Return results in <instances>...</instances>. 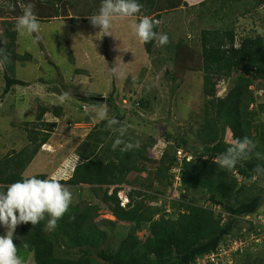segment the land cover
Instances as JSON below:
<instances>
[{"label":"trees","instance_id":"obj_1","mask_svg":"<svg viewBox=\"0 0 264 264\" xmlns=\"http://www.w3.org/2000/svg\"><path fill=\"white\" fill-rule=\"evenodd\" d=\"M145 2L152 4L154 0H139L142 6L140 12ZM239 2L244 6L249 3L241 16L255 13L257 8L264 6V0H202L194 5L183 0H167L169 8H176L184 3L187 6L186 16L194 17L196 14L200 20L207 19V22L200 21L196 25L201 26L196 27L199 30V42L182 38L184 40L180 39L175 43L170 55L174 66L171 71L165 72L173 80L180 82L190 70L203 72L205 103L203 122L198 132L202 137L200 145L192 144L185 134H167L166 142H177L174 146L175 153L165 151L158 160L147 156L150 143L143 148L123 150L119 146L115 150L111 146L113 143H108L113 132L105 120L100 129L98 127L90 133L92 143L88 151L79 153L81 162L73 168L67 179L59 180L70 187L88 185L117 220L132 224L118 247H103L109 242L110 233L95 222L99 208L96 205L87 204L83 207L77 204L69 206L67 212L57 220L53 231L45 228L47 217L34 226L31 222L17 225L13 243L17 246L23 263L32 255L35 264H98L93 256L95 252L106 264H201L205 257L218 254L229 242L244 241L248 235L242 231L243 221H247L244 218L258 216L264 205V150L257 156V147H254L231 169L220 166L219 160L236 139L248 137L255 142L264 137L260 132V125L255 123L257 114L250 110V105L255 102L251 86L256 81L264 82V34L255 31L256 33L248 35L238 31V26L235 25L238 20L235 17L239 13L235 16L232 8L234 5H241ZM36 3L39 14L44 13L45 8L49 9L45 15L49 18L45 20L58 18L64 9L62 0H36ZM145 13L148 14L146 9ZM0 16L11 20L3 21L7 28L4 30L5 40L0 41V49L5 57L0 58L5 70L3 94H7L15 86L30 84L16 77V64L19 61L27 62L32 56L29 52L17 53L15 49L17 19H13V13H8L3 8ZM160 18L161 15L150 18L154 22V31L158 34L160 30L155 20ZM80 20L82 19H71L72 22ZM208 21H211L210 26H205ZM262 21L264 27V18ZM157 40L158 36L144 42L147 53L152 52ZM49 62L53 64L50 60ZM232 76H236L234 85L229 87L225 95L218 96V81L221 78H233ZM40 80L47 84L54 82L44 81L43 78ZM79 100L91 104L104 102L113 105L114 113L120 119L124 118L115 103L113 93L106 101L95 99L93 95L79 97ZM137 106H149V101H137ZM261 111H264V105H261ZM49 112L59 118L63 109L40 103L36 122L24 123L33 126L31 129L25 128L29 144L21 151L12 150L0 159V188H6L22 177H29L24 175L27 167L41 147L48 143L57 127V123L45 121ZM179 150L185 152L180 160L177 155ZM190 152L192 155H189ZM141 160L157 165L154 169H149L140 163ZM131 172L147 173L148 176L128 181ZM35 176L48 178L44 173ZM254 177L261 185L257 191L248 185ZM174 179L181 183L183 197L171 203L175 216L171 218L167 217L169 214L163 213L156 219L163 212L162 207H154L148 202L163 199V189L174 184ZM123 184L135 185L127 193L129 201L125 205L119 195ZM197 193L202 194L200 198L205 203H197ZM104 223L108 226L116 225L113 221ZM147 225V233L144 237H139L137 232ZM262 230L258 229V225L254 227L251 222L250 233L258 235ZM61 242L67 250H77L79 255H58L57 245ZM252 248L253 246L246 247L242 256L247 258L250 254L255 255ZM217 262L227 264L223 257H219ZM206 264L209 263L206 261ZM247 264L264 263L256 260Z\"/></svg>","mask_w":264,"mask_h":264},{"label":"rangeland","instance_id":"obj_2","mask_svg":"<svg viewBox=\"0 0 264 264\" xmlns=\"http://www.w3.org/2000/svg\"><path fill=\"white\" fill-rule=\"evenodd\" d=\"M189 2L194 5L201 0H189ZM29 3L34 6L33 12L36 17L40 15L36 0H21L20 2L19 0H0V14L1 9L4 8L8 13H13V19H17L23 14ZM239 3L241 5H234L232 8L234 15L239 13L238 16L241 17H235L238 20L235 23L238 26V31L248 35L256 32L264 34L262 21L264 6L257 8L255 13L241 16L245 7H249V3L246 6L242 2ZM9 4H12L14 8H9ZM157 4L158 0H155V6ZM98 5L97 2V8ZM144 5L146 6V4ZM85 6H90L89 0H65L62 3L63 12L67 13L68 11L66 16H69V9L77 13L75 10L79 7L83 12H89L83 9ZM49 8L51 9L50 6ZM162 13V19H156L155 23L159 27V34L166 33L169 40L164 45H161L157 40L151 53H147L144 42L134 34L131 28L133 23L144 17L143 12L124 19L117 18L113 21L108 35L100 32L99 26H93L91 21L74 24L69 20L62 21L57 18L45 20L49 18L45 15H40L44 19L38 20L40 23L39 33L28 35L17 30V46L15 48L17 53L29 52L32 58L27 62H17L16 77L30 84L15 86L10 93L3 94L5 86L3 73L5 70L4 62L0 59V159L12 150L21 151L29 144L25 128L31 129L33 126L24 123L36 122V112L40 103L48 107H62L63 114L59 118L53 112H49L45 116V121L55 122L57 127L52 132L48 143L41 147L27 167L24 173L26 176L44 173L47 174V179H67L73 168L81 162L79 153L88 151L89 145L92 143L90 133L102 126V121L96 118V113L103 110L105 106L108 109V118L118 121L117 125L109 126L113 133H111L108 143L111 141L114 144V141L120 138L123 141L119 145L122 149L129 142L134 145L138 144L139 148L150 143L151 146L147 147V156L158 160L165 151L169 154L175 153L174 146L177 142L173 141V144L166 142L167 134L174 136L185 134L190 138L192 144L200 145L202 137L198 132L203 122L205 103L203 72L190 70L182 82L173 80L171 75L165 72L171 71L174 66L173 58H170V55L175 43L180 39L184 40L182 38L199 42V30L196 25L200 21L207 22V19L200 20L196 14L194 17L186 16L183 12L173 8H168V13ZM251 14L255 16H251ZM155 15L154 12H150L146 17L155 18ZM4 20H6L5 17L0 16V41L2 42L5 40L4 30L7 28L3 23ZM254 20H257L256 23ZM210 23L211 21H208L205 26H210ZM199 27H201L200 24ZM35 35L41 37L38 42H34ZM112 65H118L120 68L121 75L118 78H114L109 71ZM232 77L221 78L218 81V96L225 95L229 87L234 85L236 76ZM41 78L44 81L54 82L41 83ZM56 81L59 82L56 83ZM251 90L255 102L250 105V110L257 114L255 123L260 125V132L264 134V111H261V105H264V82L256 81L251 86ZM65 93L68 94V98L62 99ZM112 93L117 107L121 109V115L124 116L123 119L114 113L113 105L104 102L91 104L79 100V97L91 95L96 98H108ZM143 99L149 101V106H137V101ZM120 127L125 129L122 136L118 131ZM254 143L257 147L256 155L260 156L263 153L261 151L264 150V137L257 139ZM119 146L114 149H119ZM184 154L185 152L182 150L177 151L179 160ZM189 155H192L191 152ZM140 163L149 169H154L157 165L142 160ZM147 176V173L131 172L127 179L134 181L136 177L140 179ZM254 181H256L255 177L252 182H248V185L257 191L261 185ZM180 185L181 183L174 179V184H169L163 189V199L148 202L154 207H162L163 212H160L155 217L156 219L163 213L169 214L167 217L175 216L171 203L183 198ZM134 186L123 184L119 195L126 197ZM67 187L72 193L70 206L79 204L84 207L88 204L96 205L99 208L95 222L108 229L110 233L109 242L103 247L117 248L120 241L127 236L132 224L117 220L88 185ZM196 197L199 198L198 204L205 203L200 198L202 194L197 193ZM244 219L247 221H243L242 231L248 235L245 236L244 241L239 242L238 240L237 244H228L229 248L221 252V257L227 264H247L256 260H262L264 263V228L261 227L264 226V205L258 216ZM104 221H113L116 225L108 226ZM251 222L254 227L258 225L259 230L263 229L258 234L261 233L260 236L250 233ZM147 230L148 225L138 231L137 235L144 237ZM5 232L6 228L0 226V235ZM255 245L261 246L258 249V246ZM249 246H253L252 252L255 255L250 254L244 258L242 256L243 249ZM257 251L259 254H256ZM56 253L63 257L79 255L77 250H67L62 242L57 245ZM93 256L98 264H106L95 252H93ZM207 262L219 264L211 256L207 258ZM23 264H35L33 256L29 255L28 260ZM201 264H206V260Z\"/></svg>","mask_w":264,"mask_h":264},{"label":"clouds","instance_id":"obj_3","mask_svg":"<svg viewBox=\"0 0 264 264\" xmlns=\"http://www.w3.org/2000/svg\"><path fill=\"white\" fill-rule=\"evenodd\" d=\"M12 6V4H9V8H12ZM33 7L29 3L25 7L23 14L16 20L17 30L28 35L40 32V23L33 12ZM141 7L139 0H102L99 11L89 18L93 26H99L100 32L108 35L114 20L137 15ZM57 19L72 22L71 19L76 18H66L61 12ZM131 28L134 34L145 43L156 39L157 36L161 45L168 43V35L166 33L158 34L154 31V22L148 17L139 19L138 22L131 25ZM40 38L39 35H35L34 42H38ZM0 58H5L2 49H0ZM109 71L114 78H118L121 75L118 65H112ZM67 98L68 94L65 93L62 99ZM108 117L107 106L96 113V118L101 121L106 120L108 126L111 127L118 124L116 119H109ZM118 131L122 136L125 129L120 127ZM122 143L123 141L117 138L114 141L113 148ZM134 147H138V144L134 145L129 142L123 150H131ZM254 147V141L248 137L236 139L233 145L222 154L219 165L228 169L233 168L238 160ZM120 198L123 205L129 201L127 195L126 197L120 196ZM71 201L72 193L66 185L56 179H41L35 175L26 178L22 177L20 180L9 184L6 188H0V226L6 228L5 234L0 235V264H23L22 258L18 255V248L13 243L17 225L31 222L34 226L47 217L45 228L48 231H53L57 226V220L67 212Z\"/></svg>","mask_w":264,"mask_h":264},{"label":"crops","instance_id":"obj_4","mask_svg":"<svg viewBox=\"0 0 264 264\" xmlns=\"http://www.w3.org/2000/svg\"><path fill=\"white\" fill-rule=\"evenodd\" d=\"M21 0H19V2H20ZM40 1H43V0H40ZM45 1V0H44ZM87 1V0H86ZM184 1H188L189 2V0H183V2ZM202 1V0H201ZM62 2H65V0H62ZM89 2H90V6H85V7H83V9H85V11H89V12H87V13H85V12H83V10H81V8L79 7V9H76L75 11L77 12V13H74V12H72V10L71 9H69V16H66V14L68 13V11H67V13H63V16L64 17H72V18H76V19H82V20H80V21H78V22H73L74 24H76V23H85V22H90L91 20H90V16H92L93 14H95V13H97L98 11H99V9H100V7H101V5H100V3L102 2V0H89ZM97 2L99 3V7L97 8ZM190 3V2H189ZM23 4V3H22ZM144 4H146V6L144 5ZM143 5V9H142V11L141 12H143L145 15H144V17H146V13H145V9H146V11H147V13L149 14L150 12H154L156 15L155 16H158V15H161V18L160 19H162V17H163V13L162 12H164V13H168V8H169V6L167 5V0H158V4L155 6V0H154V2H152V4H149V3H147V2H145ZM191 4V3H190ZM155 6V7H154ZM168 7V8H167ZM92 8H93V11H92ZM173 9H175V10H179L180 12H183L184 14H186V10L185 9H187V6L184 4V3H182V4H180L179 6H177L176 8H173ZM141 12H140V14H141ZM46 13H48V8H45L44 9V13H41L42 15H46ZM39 14V13H38ZM40 14V15H41ZM40 15H38L37 16V20H41V19H44V18H42V16H40ZM5 17V16H4ZM5 19H7V17H5ZM87 19H89L88 21H87Z\"/></svg>","mask_w":264,"mask_h":264},{"label":"built area","instance_id":"obj_5","mask_svg":"<svg viewBox=\"0 0 264 264\" xmlns=\"http://www.w3.org/2000/svg\"><path fill=\"white\" fill-rule=\"evenodd\" d=\"M180 151V150H179ZM237 241L238 240H235V241H232V242H229L230 244L232 243V245L233 244H237ZM227 248H229V245H228V247H227V245L226 246H223L221 249H220V252L218 253V254H211V255H209V256H207V257H205V259H203V261L204 260H206L207 261V258H209L210 256L211 257H214L215 259H216V261L219 259V257H221V252H223L225 249H227ZM237 250V249H236ZM235 250V251H236ZM202 261V262H203Z\"/></svg>","mask_w":264,"mask_h":264},{"label":"water","instance_id":"obj_6","mask_svg":"<svg viewBox=\"0 0 264 264\" xmlns=\"http://www.w3.org/2000/svg\"><path fill=\"white\" fill-rule=\"evenodd\" d=\"M96 98V97H95ZM96 99H101L102 101H105L106 100V98L105 97H102V98H96Z\"/></svg>","mask_w":264,"mask_h":264}]
</instances>
